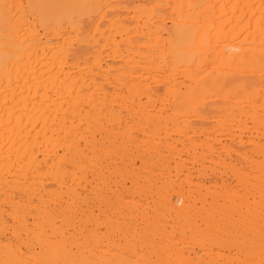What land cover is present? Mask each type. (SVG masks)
I'll return each instance as SVG.
<instances>
[{
    "label": "bare ground",
    "instance_id": "1",
    "mask_svg": "<svg viewBox=\"0 0 264 264\" xmlns=\"http://www.w3.org/2000/svg\"><path fill=\"white\" fill-rule=\"evenodd\" d=\"M0 264H264V0H0Z\"/></svg>",
    "mask_w": 264,
    "mask_h": 264
},
{
    "label": "rangeland",
    "instance_id": "2",
    "mask_svg": "<svg viewBox=\"0 0 264 264\" xmlns=\"http://www.w3.org/2000/svg\"><path fill=\"white\" fill-rule=\"evenodd\" d=\"M136 134H137V133H136ZM138 165H140V163H138ZM180 176H181V175H180ZM180 176H179V175H175V176H174L173 180H175V183H176V181H178V182L180 181V182H181L180 178L184 177V175H182V177H180ZM175 177H176V178H175ZM179 177H180V178H179ZM178 178H179V180H178ZM110 179H111V182H110V183L112 184V182H113L112 187H114L115 184H114V181H113V180L115 179V176H112ZM176 179H177V180H176ZM178 182H177L176 184H178ZM129 184H130V183L128 182L127 185H129ZM96 211H99V210L96 209Z\"/></svg>",
    "mask_w": 264,
    "mask_h": 264
}]
</instances>
